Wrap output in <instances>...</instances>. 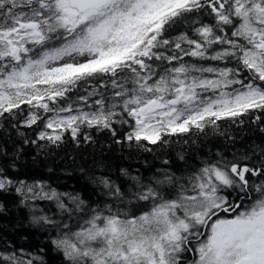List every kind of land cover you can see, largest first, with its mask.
Here are the masks:
<instances>
[{
	"label": "snow or ice",
	"instance_id": "1",
	"mask_svg": "<svg viewBox=\"0 0 264 264\" xmlns=\"http://www.w3.org/2000/svg\"><path fill=\"white\" fill-rule=\"evenodd\" d=\"M245 117L264 124V0H0V133L21 138L8 163L0 142V192L56 230L62 264H264V142L181 176L96 177L113 200L103 207L9 174L29 143H92L95 129L151 152ZM0 264L46 262L5 241Z\"/></svg>",
	"mask_w": 264,
	"mask_h": 264
},
{
	"label": "trees",
	"instance_id": "2",
	"mask_svg": "<svg viewBox=\"0 0 264 264\" xmlns=\"http://www.w3.org/2000/svg\"><path fill=\"white\" fill-rule=\"evenodd\" d=\"M95 83L92 81L84 84L70 93L72 100H76L77 95H84L85 88L90 91ZM244 119L243 125L221 121L220 132L223 135L209 130L207 135L173 137V142L167 145H150L153 148L151 152L117 145L107 131L97 132L95 129L90 130L94 137L92 143L81 140L77 144L70 137H66L65 143L59 148L48 146L41 149L29 143L23 145L21 158L16 161L17 168L9 169V174L28 182L43 180L60 192L79 193L89 207H103L104 204L113 203V200L105 194L107 190L102 185L94 182L96 177L110 176L124 184L125 179L119 173L121 168L143 177L160 175L161 171L158 170L164 169L181 176L199 168L203 160L214 158L217 152L228 155L254 142H264V132L261 131L264 124L252 123L251 117ZM21 131L29 138H35L33 130L22 127ZM10 135L9 139L0 133V142L5 143L10 154L4 161L6 163L11 162V153L21 143V138L14 130L10 129ZM164 161L168 163L165 164ZM19 201L20 197L15 192H0V202L4 204V211L0 212V244L7 241L18 249L43 255L46 264H62V255L51 242L56 237V230L32 224L30 209ZM39 203L47 214L56 219H67L54 203ZM132 211L138 214L140 209L134 207ZM78 219L79 217H74L70 221L73 228L77 226ZM40 249L44 251L41 253Z\"/></svg>",
	"mask_w": 264,
	"mask_h": 264
}]
</instances>
